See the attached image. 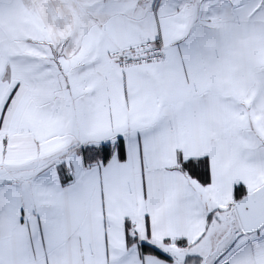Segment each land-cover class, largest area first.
Segmentation results:
<instances>
[{"label":"snow or ice","instance_id":"obj_1","mask_svg":"<svg viewBox=\"0 0 264 264\" xmlns=\"http://www.w3.org/2000/svg\"><path fill=\"white\" fill-rule=\"evenodd\" d=\"M0 264H264V0H0Z\"/></svg>","mask_w":264,"mask_h":264}]
</instances>
